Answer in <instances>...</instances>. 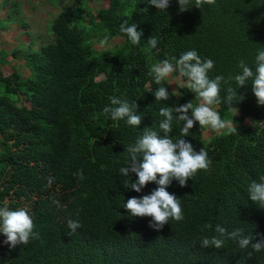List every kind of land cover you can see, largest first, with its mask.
<instances>
[{
	"label": "trees",
	"instance_id": "trees-1",
	"mask_svg": "<svg viewBox=\"0 0 264 264\" xmlns=\"http://www.w3.org/2000/svg\"><path fill=\"white\" fill-rule=\"evenodd\" d=\"M2 2L0 27L18 22L23 34H32L20 4ZM145 7L148 11L141 10ZM60 8L45 36L31 35V42L12 51L0 49V206L26 209L39 234L12 248L0 233V264H264V251L241 250L235 240L225 239L223 249L199 243L218 235L216 225L228 232L243 228L245 235L264 233V208L247 192L264 175V106L257 104L250 82L238 89L245 98L231 109L223 102L213 105L222 120L237 125L236 131L208 139L197 121L184 137L195 151L205 148L211 164L187 186L175 180L168 186L183 220L156 230L149 227L151 217H130L123 202L158 185L150 182L141 192L126 189L124 183L138 177L119 172L127 165L126 145L146 127L159 131L162 107L174 111L190 101L198 104L186 78L180 96L156 101L157 88L167 87L170 95L173 89L167 78L155 83L151 66L195 50L202 60L214 61L210 78L235 76L240 61L255 69L257 52L264 49V0H216L202 10L193 0L185 12L179 11L178 0H170L166 12L147 0H110L95 11L87 0H63ZM124 20L143 30L138 45L120 31ZM117 36L123 44L94 46ZM151 36L156 48L148 44ZM9 56L24 57L30 74L16 68L5 74ZM230 84L236 88L234 80ZM227 87L221 86L222 99ZM111 96L138 104V127L103 112ZM182 123L174 114V142L181 138ZM81 170L83 180L75 175ZM69 218L82 225L73 235Z\"/></svg>",
	"mask_w": 264,
	"mask_h": 264
},
{
	"label": "clouds",
	"instance_id": "clouds-1",
	"mask_svg": "<svg viewBox=\"0 0 264 264\" xmlns=\"http://www.w3.org/2000/svg\"><path fill=\"white\" fill-rule=\"evenodd\" d=\"M215 3L216 0H194V7L202 10L205 5ZM147 4L166 12L170 0H147ZM178 4L179 11L185 12L193 7V0H178ZM141 10L148 11L147 7ZM137 28V24L129 26L127 20L120 25V31L127 35L133 45H138L143 35V30L138 31ZM148 44L151 48H156L157 39L151 36L148 38ZM254 63L255 69L244 61H240L238 65L240 72L227 79L223 75L210 78L208 73L214 68V61L202 60L195 50L182 53L179 59L173 56L171 59H164L151 66L149 75L153 76L157 85H160L174 72L178 73L179 78H186V87L195 94L198 104L194 107L190 101L176 106L174 111L162 107L159 110V115L163 117L158 125L159 131L146 127L143 135L138 137L134 144L126 145L127 165L121 167L119 172L125 177H129L130 173L135 174L138 179L135 182H125V188L141 192L150 182L158 185L150 194L132 197L126 203L123 202L122 207L128 210L130 217H151L149 227L156 230L163 229L170 220H183L180 202L167 188L173 180L177 181L181 187L187 186L190 178L194 177L199 170L207 171L211 164L206 149L201 148L199 152L195 151L192 143L184 137L189 135L197 121L200 128H210L217 133L225 128L236 131V126H233L230 121L222 120L219 112L212 106L223 102L231 109L237 101L239 103L245 98L243 94H238V89L249 82L257 104L264 106V49L258 50ZM233 80L236 88L230 84ZM222 84L228 85L223 99L220 96ZM154 95L156 101H165L171 96H180L176 90H173L170 95L168 88L164 86L157 88ZM109 100L110 106H106L103 112L109 114L112 120H126V123L133 127L141 124L142 118L136 114L139 106L135 101L130 104L127 99L118 96H111ZM174 114L178 122H183L180 128L181 138L175 142L170 138V133L173 131ZM160 132L163 135H160ZM75 175L81 180L84 179L82 170ZM51 183L52 178H49V185ZM247 192L251 201L264 208V175L260 176L258 182L252 181L247 187ZM81 227L78 219H68L69 235L75 234ZM207 227L211 228L212 225L209 224ZM33 229V220L26 209L11 210L6 204L0 206V233L6 236L4 243L12 248L19 244L26 245L30 238H38L39 234ZM215 232L218 235L210 238L205 236L199 241L202 248L223 249L225 239H231L238 243L241 250L250 247L255 253L264 251V233H256L254 236L245 235L244 229L239 227L228 232L220 225H216ZM249 255L251 256V253Z\"/></svg>",
	"mask_w": 264,
	"mask_h": 264
},
{
	"label": "rangeland",
	"instance_id": "rangeland-1",
	"mask_svg": "<svg viewBox=\"0 0 264 264\" xmlns=\"http://www.w3.org/2000/svg\"><path fill=\"white\" fill-rule=\"evenodd\" d=\"M12 1H16L20 4V15L24 16L26 21L29 22V27L32 30V34H23L20 23L18 22H12L8 29H2L0 27V49H5L8 51H12L17 46H24L25 44L31 42V35L35 36L36 34L45 36L46 26L49 20H51L49 25L52 26V22L57 11L63 6V0L60 2L59 0H9L10 3H12ZM109 1L110 0H87L88 5L93 11L107 7L109 5ZM2 4L3 2L0 0V6H2ZM1 9L2 8L0 7V17L5 14V10ZM123 43L124 39L120 36H117L114 39L107 40L105 42L96 41L94 46L98 49H103L111 48L116 44L121 45ZM8 58L10 60L9 63L2 67L5 74L8 75L12 73L15 68L24 73L26 76L30 74V70L26 65V59L24 57L16 59L13 56H9ZM167 79L169 80L172 89L176 90L178 93V88L184 83V80L178 76H173V74H171ZM212 107L214 110H217L218 108V106ZM234 112L237 113V110L235 109ZM245 123L247 125L251 124L250 120H246ZM232 125L237 126L235 123H232ZM229 130V128H225L224 130H221L219 133H217L212 131L210 128H205L204 135L208 139H214L216 137H222L226 131L228 132Z\"/></svg>",
	"mask_w": 264,
	"mask_h": 264
}]
</instances>
